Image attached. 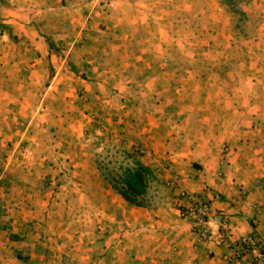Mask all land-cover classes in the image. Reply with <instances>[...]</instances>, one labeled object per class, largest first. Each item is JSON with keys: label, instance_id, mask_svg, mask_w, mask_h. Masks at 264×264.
I'll return each mask as SVG.
<instances>
[{"label": "crops", "instance_id": "obj_1", "mask_svg": "<svg viewBox=\"0 0 264 264\" xmlns=\"http://www.w3.org/2000/svg\"><path fill=\"white\" fill-rule=\"evenodd\" d=\"M214 1L0 0V264H63L70 205H100L76 264H227L239 239H264V0H252L247 42L231 40ZM187 3L197 23L184 27ZM201 35L209 57L185 63ZM56 101L58 114L40 107ZM87 101L103 136L147 150L139 160L155 175L156 207L128 205L75 153ZM182 193L226 225L211 219L198 241L180 218Z\"/></svg>", "mask_w": 264, "mask_h": 264}, {"label": "rangeland", "instance_id": "obj_2", "mask_svg": "<svg viewBox=\"0 0 264 264\" xmlns=\"http://www.w3.org/2000/svg\"><path fill=\"white\" fill-rule=\"evenodd\" d=\"M190 3H187L183 7L184 27H186L190 23H192L193 26L196 25L197 23V21H192L190 18V13L192 9L195 8L194 3L192 5ZM203 4L205 3L200 1L197 10L202 9L206 13L210 11V8L208 6L202 7ZM101 5H103V3H101ZM209 5L215 6L216 13L222 11L223 14L227 16L226 19L230 24L229 29L231 31L230 32L231 34L229 36L231 37L232 41L235 40L236 42H239L240 38L243 39L245 38L244 41L246 42L249 41V38L251 36L250 26L252 27L254 25L253 19H251V17L249 16V11L252 9V5H253L252 0H215L213 3H210ZM109 6H105V9L108 8ZM198 23L200 24L201 27L205 28L207 26V19L206 18H203L202 20L200 19ZM217 24L222 25L221 22H218ZM220 30H221V26H219L218 31L220 32ZM184 37H187L186 42H195L197 40L194 39L196 38V35L192 37V35L184 34L183 39ZM219 38H221V36H219ZM198 41H197L198 44L194 47L195 50L184 51L183 54L181 55V58L185 63H188L187 60H189V58L191 57L198 58L199 61H206L207 57H209V55H207L208 51L206 50L207 39L205 35H201ZM216 42L218 44L216 45V47H219L216 51L218 53V59H220L219 57L223 50L222 39H219ZM60 51L63 52L64 50H60ZM186 65L189 66L188 64ZM86 79L89 82H94L93 80L90 79L89 75H87ZM78 101L79 99L77 98L76 102H74V106L75 105L77 106ZM86 104L87 106H85V108L87 107L88 110L86 112H83L84 116L86 117V123L83 124V130L81 131L79 136L80 139L78 138L75 141V143H78V141L81 142L82 149L81 150L77 149L78 148L77 146L75 149V153L76 154L83 153L88 155L93 161V168L97 172L96 174H98V180L101 181L104 184V186L111 188L109 182L110 179L119 175L120 168H124L130 165V159L126 157V154L128 152L122 148V143H123L122 141L114 142L115 139H111L109 136L102 135V133H104L102 131L103 127L105 126L108 128V126L105 125V123L103 122L104 120L100 119V115L96 114L95 112L96 109L93 108V106H91L95 104V101L93 100L91 102V105L88 104V101L86 102ZM44 105L45 107L48 106V108H50V111L52 113L58 114L59 112H62V107H59L58 101H56V103L52 105L49 103L48 104L44 103L40 107L42 108L44 107ZM78 115L79 114L76 113L75 117H78ZM108 118L109 117H107V119ZM115 135L119 136L120 132H118L117 130V133ZM66 148H69V150H74V146L66 145ZM64 151L65 148L63 146L60 150V153L65 154ZM140 151H144V154H141ZM69 152L70 151H67V153ZM130 154L133 155L135 158L140 159L141 157L147 156L148 152L143 148H137L136 150H134V152ZM157 197H158L157 191L153 189V185H152L151 189L148 191L145 197L146 205H144V207L142 208L156 207V205H151V204L155 203ZM99 208L100 205H70V210L65 214L66 223L68 224L67 225L68 248L66 249V253H68V255H66L67 260L63 261V264L77 263L75 260V256L77 255V253L75 250L74 251L72 250L74 249L76 240H78L79 238L85 239V242L88 243L87 244L88 250L91 248V245H93L96 236L95 218ZM84 219L86 220V225H84V222H82ZM80 225L81 227H79ZM77 232H81V233L79 234Z\"/></svg>", "mask_w": 264, "mask_h": 264}, {"label": "built area", "instance_id": "obj_3", "mask_svg": "<svg viewBox=\"0 0 264 264\" xmlns=\"http://www.w3.org/2000/svg\"><path fill=\"white\" fill-rule=\"evenodd\" d=\"M98 1L103 2V5L105 3L104 6L110 4V0ZM140 153L144 154V151H140ZM171 176L173 180L177 179L175 174H171ZM181 196L187 199L188 205L180 208V218L190 224L191 232L198 241L204 242L210 238L209 222L211 219L216 218L222 226L226 225L223 217L212 216L208 203L186 193H182ZM225 239V232H218L214 237L217 244L222 243ZM221 260L227 264H262L264 261V239L259 240L253 236L242 237L229 247V253L223 255Z\"/></svg>", "mask_w": 264, "mask_h": 264}, {"label": "trees", "instance_id": "obj_4", "mask_svg": "<svg viewBox=\"0 0 264 264\" xmlns=\"http://www.w3.org/2000/svg\"><path fill=\"white\" fill-rule=\"evenodd\" d=\"M130 165L120 168V173L110 179L111 189L125 203L136 208L146 205L145 197L156 178L153 171L130 153ZM14 239V237H12Z\"/></svg>", "mask_w": 264, "mask_h": 264}]
</instances>
